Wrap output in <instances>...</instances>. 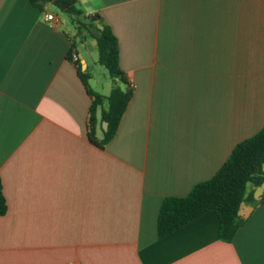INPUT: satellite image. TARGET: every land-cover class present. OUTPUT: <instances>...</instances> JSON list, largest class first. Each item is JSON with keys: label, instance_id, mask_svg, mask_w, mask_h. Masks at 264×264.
Listing matches in <instances>:
<instances>
[{"label": "crops", "instance_id": "0c3cea01", "mask_svg": "<svg viewBox=\"0 0 264 264\" xmlns=\"http://www.w3.org/2000/svg\"><path fill=\"white\" fill-rule=\"evenodd\" d=\"M51 7L0 0V264H264V184L231 243L215 212L157 235L163 200L264 126V0H78L119 42L126 83L102 93L96 40ZM78 68L133 93L103 149Z\"/></svg>", "mask_w": 264, "mask_h": 264}, {"label": "trees", "instance_id": "16d2710c", "mask_svg": "<svg viewBox=\"0 0 264 264\" xmlns=\"http://www.w3.org/2000/svg\"><path fill=\"white\" fill-rule=\"evenodd\" d=\"M31 5L45 12L53 6L67 14L76 29L86 31L97 42L98 63L105 67L111 78L125 84V73L120 67V48L117 37L97 14L84 16L78 8V0H29ZM99 25L103 29H99ZM78 74L92 98L90 108V142L103 149L117 134L122 117L131 101V89L115 88L108 97L95 93L89 86L90 76L78 68ZM104 104L107 108L103 109ZM101 110L100 122L105 124L103 139L97 141L96 113ZM264 184V126L254 136L236 145L226 162L209 180L195 185L185 197H167L163 200L157 219V235L163 239L207 213L215 212L220 221V237L231 243L246 220L240 217L241 206L252 201L247 194L249 186L260 187ZM8 211L0 178V217Z\"/></svg>", "mask_w": 264, "mask_h": 264}, {"label": "rangeland", "instance_id": "374dc122", "mask_svg": "<svg viewBox=\"0 0 264 264\" xmlns=\"http://www.w3.org/2000/svg\"><path fill=\"white\" fill-rule=\"evenodd\" d=\"M51 10L56 12L62 18L69 21V17L67 16V14L62 13L60 10H58L57 8H55L53 6L51 7ZM89 73H91V75L94 77L93 80L91 81L92 87L101 93L103 91L102 87L105 84H107V82L116 81L118 84H121L118 80H114L113 78H111L107 69L105 67L101 66L99 63L92 64V66L89 70ZM106 107H107V104H106Z\"/></svg>", "mask_w": 264, "mask_h": 264}, {"label": "built area", "instance_id": "2783aa9c", "mask_svg": "<svg viewBox=\"0 0 264 264\" xmlns=\"http://www.w3.org/2000/svg\"><path fill=\"white\" fill-rule=\"evenodd\" d=\"M43 18H44L45 22H56L57 21L56 16L50 12H47V11L43 13ZM72 60L74 63L78 62V57L76 54L73 55ZM71 264H80V263H71Z\"/></svg>", "mask_w": 264, "mask_h": 264}, {"label": "water", "instance_id": "95a60500", "mask_svg": "<svg viewBox=\"0 0 264 264\" xmlns=\"http://www.w3.org/2000/svg\"><path fill=\"white\" fill-rule=\"evenodd\" d=\"M98 27H99V29H100V30H102V29H103V26H101V25H99Z\"/></svg>", "mask_w": 264, "mask_h": 264}]
</instances>
